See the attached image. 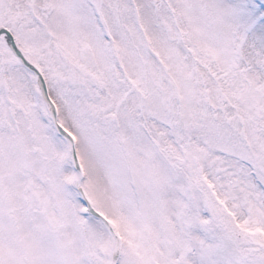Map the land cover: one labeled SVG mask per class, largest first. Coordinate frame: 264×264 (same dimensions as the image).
Here are the masks:
<instances>
[{
    "label": "snow or ice",
    "instance_id": "obj_1",
    "mask_svg": "<svg viewBox=\"0 0 264 264\" xmlns=\"http://www.w3.org/2000/svg\"><path fill=\"white\" fill-rule=\"evenodd\" d=\"M0 264H264V0H0Z\"/></svg>",
    "mask_w": 264,
    "mask_h": 264
}]
</instances>
